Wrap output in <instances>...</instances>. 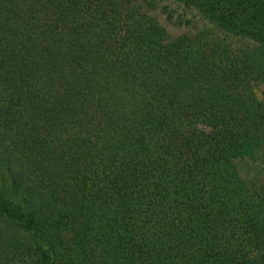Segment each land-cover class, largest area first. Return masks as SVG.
<instances>
[{
	"label": "trees",
	"instance_id": "obj_1",
	"mask_svg": "<svg viewBox=\"0 0 264 264\" xmlns=\"http://www.w3.org/2000/svg\"><path fill=\"white\" fill-rule=\"evenodd\" d=\"M162 3L0 0V264H264V0Z\"/></svg>",
	"mask_w": 264,
	"mask_h": 264
},
{
	"label": "rangeland",
	"instance_id": "obj_2",
	"mask_svg": "<svg viewBox=\"0 0 264 264\" xmlns=\"http://www.w3.org/2000/svg\"><path fill=\"white\" fill-rule=\"evenodd\" d=\"M162 1V4H173V0ZM161 6L162 5H159L157 9L153 11V14L158 17L160 22L166 26L172 35H178L184 32L186 29L183 25H180L177 22L179 20L185 21L190 19V22H188V25H186L187 28L195 27L194 23H197L198 26L196 30H199L201 27L200 25L203 24V21H199L198 17L192 12L182 10L179 7L174 9V11H171L173 19L169 20L167 13L162 11ZM172 8L174 7L172 6ZM257 92L260 97L264 96V84L258 87ZM235 165L240 175L248 182L249 185L264 187V148L249 158L237 159L235 161Z\"/></svg>",
	"mask_w": 264,
	"mask_h": 264
}]
</instances>
